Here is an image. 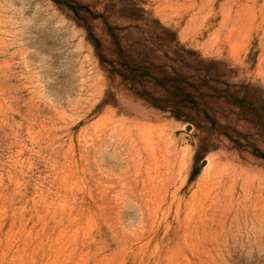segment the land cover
Here are the masks:
<instances>
[{
    "label": "rangeland",
    "instance_id": "1",
    "mask_svg": "<svg viewBox=\"0 0 264 264\" xmlns=\"http://www.w3.org/2000/svg\"><path fill=\"white\" fill-rule=\"evenodd\" d=\"M82 1L120 24L143 6L176 53L264 92V0ZM82 13L0 0V264H264V158L132 96L88 37L108 45L103 18Z\"/></svg>",
    "mask_w": 264,
    "mask_h": 264
},
{
    "label": "trees",
    "instance_id": "2",
    "mask_svg": "<svg viewBox=\"0 0 264 264\" xmlns=\"http://www.w3.org/2000/svg\"><path fill=\"white\" fill-rule=\"evenodd\" d=\"M65 1L78 19H86L88 15L83 14L82 9L91 16L103 18L108 45L94 32L92 24L85 22L88 37L110 78H118L132 96L150 106L168 110L178 118L196 121L194 115L202 114L211 126L219 128L238 144L246 141L254 154L264 158V149L257 143V140L264 143L262 90L251 82L222 79L209 67L192 64L186 58V53L193 51L191 48L183 47V53H176L177 32L159 18L146 15L143 6L135 8L137 14L133 21L120 24L110 20L109 8L100 11L82 0ZM133 31L139 32L135 38L130 34ZM105 49L110 52L106 53ZM216 62L220 61L214 64ZM230 112L237 118H246L253 132L241 130L229 120H220V115Z\"/></svg>",
    "mask_w": 264,
    "mask_h": 264
},
{
    "label": "water",
    "instance_id": "3",
    "mask_svg": "<svg viewBox=\"0 0 264 264\" xmlns=\"http://www.w3.org/2000/svg\"><path fill=\"white\" fill-rule=\"evenodd\" d=\"M188 127L190 128L191 127V124H189Z\"/></svg>",
    "mask_w": 264,
    "mask_h": 264
}]
</instances>
